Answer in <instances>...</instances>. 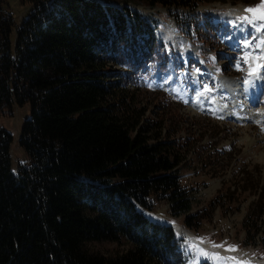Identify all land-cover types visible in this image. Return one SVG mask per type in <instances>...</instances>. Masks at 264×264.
Returning a JSON list of instances; mask_svg holds the SVG:
<instances>
[{"label":"trees","instance_id":"1","mask_svg":"<svg viewBox=\"0 0 264 264\" xmlns=\"http://www.w3.org/2000/svg\"><path fill=\"white\" fill-rule=\"evenodd\" d=\"M18 1L30 9L16 25L0 0V113L27 109L17 138L27 163L11 171L12 137L0 127V264H185L170 226L139 210L160 199L184 227L199 226L179 184L185 150L131 95L169 56L151 22L124 5L187 9L174 23L204 42L215 25L195 7L225 0ZM249 188L243 226L254 239L264 185ZM96 242L123 248L100 254Z\"/></svg>","mask_w":264,"mask_h":264},{"label":"rangeland","instance_id":"2","mask_svg":"<svg viewBox=\"0 0 264 264\" xmlns=\"http://www.w3.org/2000/svg\"><path fill=\"white\" fill-rule=\"evenodd\" d=\"M261 3L262 0L199 3L194 14L210 16L221 24V28L214 29L211 40L204 35L207 37L204 42L194 39V36L193 39L186 38L174 23L173 17L178 14L191 15L187 9L147 8L130 3L124 5L151 22L154 37L163 44V51L169 56L168 59H180L184 65L188 59L191 64L192 61L201 64L206 61L212 72L213 79L203 77L209 83L202 85L199 92L195 93L191 89L182 94L184 108L179 100L183 81H178L189 76L194 84L201 77L197 74L199 69L196 64H190L189 69L184 70L185 74L180 71L178 74L175 69H171V60L167 61L169 81L161 83V74L153 72L150 76L152 80L140 79L139 92L131 94L133 102L145 111V118L154 122L163 120L169 140L182 146L186 152L185 161L178 169L179 184L191 197L189 214L198 216V229L184 227V215H172L163 200L152 202L151 211L139 208L154 222L170 226L183 250L185 264H232L233 259L246 264H264V211L257 220L259 233L254 239H250L249 235L245 236L243 226L247 205L255 199V192L249 188V184L257 181L264 185V85L261 86L259 95L254 96L253 77L259 75L249 76L253 69L251 55L255 54L253 67L260 63L257 59L261 56L260 47H257L260 43L251 45L253 38H249L243 43L240 52L239 46L234 42L237 26L240 22H246L239 18L252 16L245 9L256 8ZM29 9L27 4L19 3L18 0L7 2V12L16 25L27 15ZM238 11L240 17L236 15ZM261 23L264 22L250 24L262 29L258 27ZM230 29L228 38L222 37ZM246 44L249 46L246 47ZM246 55L250 59L245 60ZM108 66L110 65H107L109 70ZM118 68L114 66L113 70ZM257 71L262 69L258 68ZM246 80L250 83H245ZM259 80L262 83L261 77ZM233 84H236L235 88ZM125 88L131 90L132 86L128 83ZM189 100L198 103L199 107L196 104L188 107ZM214 108H221L222 113L230 112L229 118L217 114ZM27 116L25 107H12L0 113V127L12 137L10 169L13 172L17 165L27 163L26 156L17 145L20 125ZM229 247H234L235 251H228ZM122 248L121 243L115 242L89 245L91 251L106 255L114 254Z\"/></svg>","mask_w":264,"mask_h":264},{"label":"snow or ice","instance_id":"3","mask_svg":"<svg viewBox=\"0 0 264 264\" xmlns=\"http://www.w3.org/2000/svg\"><path fill=\"white\" fill-rule=\"evenodd\" d=\"M245 12L251 13L252 16L251 17H248V16L240 17L239 19H241L242 21H246L249 23H256L257 21L264 22V0H262V3L256 8H246ZM258 27L264 29V23L259 24ZM245 46L248 47L249 45L246 44ZM257 47H264V41H261L260 44L257 45ZM248 59H250V56L246 55L245 60H248ZM257 59L264 60V55L259 56ZM259 67H261V65H256V67L250 70L249 76L254 75ZM245 83H250V81L246 80ZM201 242L203 241L201 240ZM213 246L220 247L219 245H213ZM227 250L235 251V248L229 247ZM202 254L206 255V253H203V252ZM217 259L219 258L217 257ZM232 264H246V262H239L233 259Z\"/></svg>","mask_w":264,"mask_h":264},{"label":"bare ground","instance_id":"4","mask_svg":"<svg viewBox=\"0 0 264 264\" xmlns=\"http://www.w3.org/2000/svg\"><path fill=\"white\" fill-rule=\"evenodd\" d=\"M239 14H240V11H238V12L236 13L237 16H239ZM260 80H261V79H260ZM228 82H230V80H229ZM228 82H227V83H228ZM232 82H233V81H232ZM227 83H226V84H227ZM233 83H234V82H233ZM229 84H230V83H229ZM236 84H237V83H236ZM236 84H233V88L236 87ZM230 85H231V84H230ZM245 85H246V84H245ZM254 85H255L254 87H256L257 90H258V89L260 88V86H261L257 78H255V80H254ZM228 86H229V85H228ZM241 86H242V85H241ZM240 89H241V88H240ZM243 89H244V88H243ZM246 89H247V87H246ZM236 90H237V88H236ZM239 94H240V93H239Z\"/></svg>","mask_w":264,"mask_h":264}]
</instances>
